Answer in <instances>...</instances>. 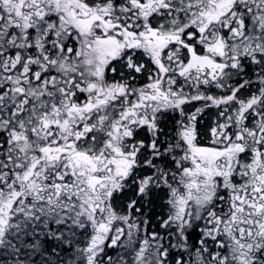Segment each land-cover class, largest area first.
Instances as JSON below:
<instances>
[{
  "label": "snow or ice",
  "instance_id": "obj_1",
  "mask_svg": "<svg viewBox=\"0 0 264 264\" xmlns=\"http://www.w3.org/2000/svg\"><path fill=\"white\" fill-rule=\"evenodd\" d=\"M0 264H264V0H0Z\"/></svg>",
  "mask_w": 264,
  "mask_h": 264
}]
</instances>
